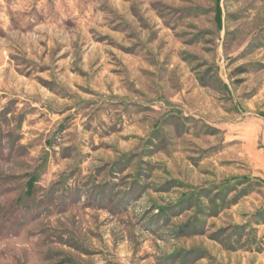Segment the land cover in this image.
<instances>
[{
    "label": "rangeland",
    "instance_id": "rangeland-1",
    "mask_svg": "<svg viewBox=\"0 0 264 264\" xmlns=\"http://www.w3.org/2000/svg\"><path fill=\"white\" fill-rule=\"evenodd\" d=\"M0 264H264V0H0Z\"/></svg>",
    "mask_w": 264,
    "mask_h": 264
}]
</instances>
